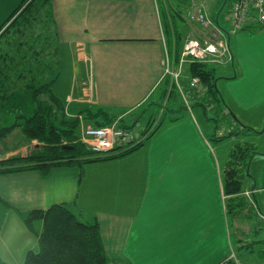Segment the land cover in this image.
Here are the masks:
<instances>
[{"label":"crops","instance_id":"1","mask_svg":"<svg viewBox=\"0 0 264 264\" xmlns=\"http://www.w3.org/2000/svg\"><path fill=\"white\" fill-rule=\"evenodd\" d=\"M50 2L54 28L77 77L59 95L64 98L66 116L79 119L82 126L93 125L83 118L85 111L103 109L143 131L154 107L162 106L161 128L133 153L92 162L83 172L70 166L47 174L31 170L0 175V213L4 208L0 264H25L27 254L38 251L44 222L36 219L30 226L27 218L34 210L58 204L67 206L82 222H98L109 262L264 264V256L244 251L239 252L238 261L230 260L234 247L223 179L202 140L203 126L209 129V122L192 106L187 118L180 120L175 113L181 106L180 95L167 101L172 100L166 104L174 113L171 117L157 103L166 82L172 80L165 74L168 65L185 67L184 75H188L189 65L181 63L183 41L177 33L183 36L185 23L180 16L186 21L189 14L185 13L196 7L210 16L215 34L233 54L231 61H224L227 72L220 80L226 105L236 113L237 109L262 115L264 121V27L254 23L233 31L229 8L226 28L220 11L212 18L210 0L184 5L172 0ZM15 154L1 155L0 160ZM249 169L245 190L252 188L256 198L264 196V152L253 157Z\"/></svg>","mask_w":264,"mask_h":264},{"label":"trees","instance_id":"2","mask_svg":"<svg viewBox=\"0 0 264 264\" xmlns=\"http://www.w3.org/2000/svg\"><path fill=\"white\" fill-rule=\"evenodd\" d=\"M26 1L19 5L10 18L7 19L6 23L0 27L1 33L6 25L9 24L0 34V40L4 39L14 26H26V23L31 19H38V17L32 16L33 13H39L38 9L37 12H34L32 9V5L36 0ZM185 1L179 0L182 4ZM45 3L46 5L49 4L50 0H45ZM199 10L205 13L202 9ZM229 12L231 13V7ZM180 17L185 23L183 16L181 15ZM23 22L25 23L23 24ZM185 25L187 24L185 23ZM258 26L264 27V24ZM246 27L248 26L236 31L244 30ZM31 28L34 31L36 27L33 25ZM200 32H196L198 40L204 42L205 36L212 38L211 34L206 35V33H210L209 30H201ZM16 34H18L17 31L15 35L14 32L12 33L15 38L17 37ZM177 35L178 40L180 37L182 38L180 33H177ZM6 45L10 46V42H7ZM20 47H18L17 52H20ZM36 52L34 56L37 57ZM4 55L0 56V60L5 61L3 62L5 67H0V95L3 93L1 96L9 94V88L3 81L8 77L5 73V56L7 55ZM231 55L233 56L232 52ZM225 60L231 61L232 57L214 62L191 60L188 62V75H181L179 80L181 92L186 98L183 97V99L188 104L190 103V106L191 104L194 106L196 104L199 108L201 106L205 115H208V108L213 110L214 117L212 119L217 124L214 140L217 142L237 135V132L231 128H226L225 124H223L222 115L225 114L230 117L232 111L230 112V108L226 106L220 96L216 82L218 77L214 67L215 65L225 64ZM17 77L20 78L19 75ZM58 77L42 86L38 85L37 88L33 87V83L27 84V90H32L33 92L37 108L32 116L28 118L19 117L18 121L11 127L2 128L0 130V138L6 136L13 128L21 127L29 140H37L39 142V147H37V151L34 154L26 156V158L15 157L0 160V175L31 170L47 174L53 168L70 166L79 167L83 172L85 166L92 162L111 160L133 153L158 132L160 121L157 122L154 128L150 126L149 122L143 132L146 136L138 145L125 151L113 149L106 154H94L80 140L81 121L79 119H69L66 116L62 101L54 93L53 88ZM193 78H199L200 82L198 86L191 85ZM175 85L177 84L175 83ZM168 86L171 87L170 91L167 90ZM175 89L177 87H173L171 82L168 84L167 81L162 98L167 97L170 100L177 96ZM40 95L45 96L43 101L38 100ZM84 114L86 120L93 121V125L97 127L107 126L113 123H117L119 127H135V125H127L124 122L110 117L103 109L88 110ZM220 123H222V127H220ZM244 127L247 128L245 125ZM240 132L242 133V131ZM256 154L257 152L251 144L241 142L235 145L231 153V159L225 169L224 188L227 195H236L242 192L244 180L251 176L249 167L251 160ZM20 164H27V166L25 168H12ZM82 172L81 175H83ZM226 207L228 213L230 211L233 213L234 207L231 204L226 205ZM36 219H41L44 222L43 233L39 236V251H30L27 254L25 264H110L104 250L100 227L97 221L82 222L63 204L53 205L45 211L34 210L30 212L27 223L31 226L32 222ZM259 242L262 244L259 246L260 252L264 256V239Z\"/></svg>","mask_w":264,"mask_h":264},{"label":"rangeland","instance_id":"3","mask_svg":"<svg viewBox=\"0 0 264 264\" xmlns=\"http://www.w3.org/2000/svg\"><path fill=\"white\" fill-rule=\"evenodd\" d=\"M24 2L27 1L0 0V27H2L6 23L7 19L10 18L15 9ZM185 2L190 3L192 2V0H186ZM231 3V0H210L209 2L210 7H212V18L215 20L217 13L220 11V13L223 15L222 19L226 24V28L228 27L227 25H229V22L227 21L225 16L228 15L227 11L231 7ZM50 4L51 2L46 5L45 0H36L32 5V9L34 12H37L38 9L39 13H33L32 16L38 17V19H31L26 23V26H14L7 34V36L4 39L0 40V56H2L3 54L7 55H4L6 57V69H4L8 77L3 81L9 88V94L1 96L3 94L2 93L0 95V130L2 128L11 127L12 125H14V123L18 121L19 117L28 118L32 116L34 111L36 110V100L33 96L32 90H27V84L33 83V87L37 88L38 85L42 86L46 83L51 82L54 78L59 76L53 88L54 93L59 96L63 90L68 89L69 85L71 84L70 81H75L77 78L75 74V68H71L69 66L70 62L67 58V52L64 49L65 45L61 42V39L56 31L57 25H54L53 23L54 19L50 12ZM213 8L216 10L213 11ZM198 11L199 9L195 7L193 10H191V12L185 13V15L189 14L186 16L187 19L185 21V23H188L187 26L189 28L185 25H182L183 38L181 39L183 42L180 45L182 49H184V45L186 44L187 40L197 38L195 36V32L201 33V30H209L210 33H206V35L211 34L212 36V38H210L209 36H205L204 41L212 42V40H214L215 43H218L221 40V38H217L219 37V35L215 34V32H217L214 29L215 27H212V29H206L190 19V17L196 14ZM24 23L25 22H23V24ZM8 25L9 24H7L6 27ZM33 25L36 27L34 31L33 28H31V26ZM54 26L56 29L54 28ZM16 31L18 32V34H16L17 37L15 38L12 33L14 32L15 35ZM7 42H10V46L6 45ZM19 46H21V50L20 52H17ZM35 52L37 53V57L34 56ZM64 53L66 54V58ZM3 62L5 61L0 60V67L4 66ZM185 64L189 65L188 62ZM184 68L181 72V75H184ZM214 68L217 71L218 77V80L216 81L218 82L217 87L220 92V96H224L223 99L226 104V90L222 87L220 80L221 78L225 77L227 66L215 65ZM232 68L233 66L231 63L229 65V69L232 70ZM18 75L20 76V78L17 77ZM171 84L173 85V87H177V89H175V94L180 95L179 98L181 101V106L175 113H177L176 115L180 117V120H184L189 115L188 105L190 106V103L188 104V102L183 99V97L185 98V95L181 92L180 85H175L172 80ZM220 87H222V92L220 90ZM170 88L171 87L168 86L167 90L170 91ZM59 97L61 98L63 105H65L63 100L64 98H62L61 96ZM44 99L45 96L40 95L38 100L43 101ZM167 101L168 98L164 97L157 100V103L160 102L159 104H162L163 108L166 109V104H169L167 103ZM191 106V109H195L194 112L196 111L197 114H201L205 118V120L209 122V129L203 126L204 134L202 135V140L207 145L212 160L215 159L217 166L220 169L224 186L226 164H228V161L231 159L232 150L237 143L245 142L247 144L253 145V148L256 150L257 154L264 152V137H262L264 135V126H262L264 124V121H261L262 115L242 114L239 110L236 109L238 113L237 115L235 110V113L230 110V112H233H231L232 115H230V117L226 116L225 114L222 115L223 124H225L226 128H231L232 130L237 132V135H233L223 141L217 142L216 140H214V134L217 129V124L215 123L214 119H212L214 117L213 110L208 108V115H205L201 106L200 108L196 104L195 106L191 104ZM148 107H150V105H148ZM170 109V107L166 109L167 117H171V115H174V113H172ZM153 112L154 114L149 120V124L152 128H154L157 122H159L161 119V116L163 114L162 106L154 107ZM83 118H85L84 115ZM147 118H149V116ZM162 119H164V116ZM242 120L244 122L247 121L249 125L246 126L242 122ZM250 120L252 121V123L250 122ZM85 124L87 125L90 123L86 122ZM219 125L220 127H222V123H220ZM244 125L247 128H245ZM246 129L247 131H245ZM240 131H242V133ZM220 144L225 145V148L228 149L227 153L229 152V156L227 162L225 161V158L227 160V157L225 156V148L223 149V147H218V145ZM37 146L39 147V142L37 140H29L22 128L16 127L13 128V130H11L6 136L0 138V156L13 155L16 152V158H26V156L32 155L37 151ZM21 149L26 150L25 154L24 152H20ZM26 166L27 164H20L15 165L12 168H25ZM93 168L95 169L98 167L96 166ZM243 185L244 186L241 193H238L236 195H227L224 188L223 194V200L225 201V204H231L234 207L233 213H231V211L229 213L228 211L226 212L231 220V237L234 247V251L232 252L230 260L234 259L236 261H238L237 258L239 252L242 251L249 253V255L254 253L255 255H261L259 257H262V254L260 252L261 250L259 249V246L262 244L259 241L264 239V196L260 195L256 198V196L253 195L255 191H253L252 188H248V190H245L247 185H245V182H243ZM2 211V213H4V208ZM35 229L39 231L37 225ZM260 263L261 262H259V264Z\"/></svg>","mask_w":264,"mask_h":264},{"label":"built area","instance_id":"4","mask_svg":"<svg viewBox=\"0 0 264 264\" xmlns=\"http://www.w3.org/2000/svg\"><path fill=\"white\" fill-rule=\"evenodd\" d=\"M231 2L230 23L233 31L254 23L256 25L264 24V0H231ZM190 19L206 29L213 27V22L200 10L192 15ZM231 57L229 45L224 40L221 39L218 43H215L214 41L202 42L194 38L187 40L184 45L181 63L184 64L191 60L214 62ZM181 72L180 68H171L168 65L165 74L170 75L172 81L179 85ZM199 82V78H193L191 85L198 86ZM82 128L81 142L96 155L106 154L113 149L125 151L138 145L146 136L143 133L144 130H138L131 126L119 127L117 123L102 127L83 125ZM110 264L118 263L110 262Z\"/></svg>","mask_w":264,"mask_h":264}]
</instances>
